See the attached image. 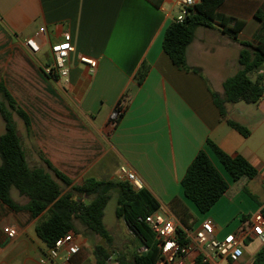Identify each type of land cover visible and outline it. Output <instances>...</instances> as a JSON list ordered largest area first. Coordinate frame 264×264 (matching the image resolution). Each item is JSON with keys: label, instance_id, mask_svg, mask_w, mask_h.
I'll use <instances>...</instances> for the list:
<instances>
[{"label": "crops", "instance_id": "crops-1", "mask_svg": "<svg viewBox=\"0 0 264 264\" xmlns=\"http://www.w3.org/2000/svg\"><path fill=\"white\" fill-rule=\"evenodd\" d=\"M259 8L264 9V0H223L217 12L244 21V26L236 40L218 26L197 28L185 53L195 73L176 68L161 46L164 30L178 12L177 0H0V83L29 118L28 131L24 127L18 133L16 128L28 166L42 168L55 179L47 160L70 179L69 186L60 184L64 194L86 178L120 181L118 167L125 165L179 228L193 230L209 219L214 236L221 239L242 227L264 206V94L256 103L224 104L226 118L249 131L244 137L220 118L211 93L222 97V82L239 70L240 43L256 44ZM66 32L74 50L67 59L68 81L63 82L46 77L42 67L51 61L50 44ZM30 37L40 45L35 54L25 46ZM80 55L97 61L93 72L78 61ZM142 62L149 70L139 84L135 75ZM260 72L264 84V70ZM118 104L122 113L111 123L109 116ZM207 140L230 156L244 157L256 175L230 180ZM200 150L228 183L204 214L184 197L180 184ZM13 194L16 203H26L25 197ZM45 214L33 217L0 201V264H96L95 246L108 253L104 264H118V258L131 260L146 250L121 218L107 226L103 213L109 240L75 221L79 252L67 263L62 257L49 261L47 247L35 233ZM5 227L15 229L13 238L3 232ZM254 241L257 249L245 245L237 262L210 257L208 264H250L264 245L255 238L249 242ZM199 257L192 253L186 262L200 264Z\"/></svg>", "mask_w": 264, "mask_h": 264}, {"label": "trees", "instance_id": "trees-1", "mask_svg": "<svg viewBox=\"0 0 264 264\" xmlns=\"http://www.w3.org/2000/svg\"><path fill=\"white\" fill-rule=\"evenodd\" d=\"M223 0H199L188 8L181 22L173 20L164 30L162 50L176 68L183 71H193L186 64V48L191 43L197 28H214L218 26L223 34L232 39L237 38L244 26V21L217 12ZM255 18L260 21V29L254 36V42L242 41L238 55L239 70L222 82L223 96L211 93L212 101L220 118L227 125L246 137L249 131L242 125L226 118L225 103H256L264 94L262 73L256 68L264 66V9L255 11ZM149 66L142 62L136 72V81L141 83ZM255 78L251 79L250 75ZM0 118L4 132L0 135V201L14 211L27 210L33 217L45 212V217L35 226V233L46 247H50L56 239L68 232L76 233L74 222L78 221L85 229L109 240L102 218L105 206L109 200V192L117 190V205L115 215L121 218L127 228L134 234L146 250L141 255H135L131 260L118 258V264H156L159 250L153 233L144 222V217L158 211L159 203L145 188L134 191L126 181H96L86 178L79 185H72L68 192L61 194V186H69L71 181L63 173L44 160L46 168H30L26 162L20 145L15 122V113L23 122L26 131L30 122L27 114L16 104L11 95L0 83ZM121 104H118V106ZM117 106V107H118ZM208 146L213 151L224 171L233 182L245 177L252 179L256 169L241 155L230 156L219 149L211 140ZM183 195L191 201L197 210L204 214L227 191L228 183L212 164L204 150L196 153L187 166L180 181ZM15 190L19 196L26 198V203H16L10 191ZM89 198L85 202L82 199ZM260 213L264 216V206ZM251 239L245 241V245ZM96 264H104L108 253L101 246L93 249ZM250 264H264V245L254 254Z\"/></svg>", "mask_w": 264, "mask_h": 264}, {"label": "built area", "instance_id": "built-area-1", "mask_svg": "<svg viewBox=\"0 0 264 264\" xmlns=\"http://www.w3.org/2000/svg\"><path fill=\"white\" fill-rule=\"evenodd\" d=\"M197 3V0H177L178 12L174 18L181 22L188 12V8ZM39 34L44 35L45 30L40 29ZM25 46L30 54L39 51L40 45L35 38L25 40ZM74 47L69 33H63L60 41L50 44V58L48 65L42 67V73L52 80L68 81L67 59L73 52ZM78 61L93 72L97 61L89 56L80 55ZM122 105L116 107L109 116V121L114 123L122 113ZM118 179L126 181L134 191L143 188V183L136 174L121 165L118 167ZM144 222L151 230L156 240V247L159 256L156 264H189L186 257L192 253L200 255V264H208L210 257L217 260H226L229 263L237 262L243 255L245 241L257 239L264 243V216L259 212L249 217L245 224L236 231L224 235L221 239L214 236V226L209 220H203L193 230L189 228H179L176 223L164 216L159 210L154 211L144 217ZM3 232L8 238H13L15 229L5 227ZM80 245L73 232H68L55 240L46 249V258L55 261L62 257V261L67 263L71 256L78 253Z\"/></svg>", "mask_w": 264, "mask_h": 264}, {"label": "rangeland", "instance_id": "rangeland-1", "mask_svg": "<svg viewBox=\"0 0 264 264\" xmlns=\"http://www.w3.org/2000/svg\"><path fill=\"white\" fill-rule=\"evenodd\" d=\"M14 120L16 123V128H17L18 133H19V131H22L24 129V126L22 124V121L19 118H17L16 116H14ZM1 125H3L2 122H1ZM13 191H15V190H13ZM13 191L11 193L12 194L11 196H14L13 193H17V192H13ZM117 197H118V193H117L116 189H113L109 192V200H108L107 205L105 207L104 218H103L104 223L107 226L114 224L118 220V218L115 215V208L117 205ZM82 200L87 202V201H89V198H85ZM258 244H259L258 241L249 242L248 243L249 250L257 249ZM130 245H131V243H130Z\"/></svg>", "mask_w": 264, "mask_h": 264}, {"label": "water", "instance_id": "water-1", "mask_svg": "<svg viewBox=\"0 0 264 264\" xmlns=\"http://www.w3.org/2000/svg\"><path fill=\"white\" fill-rule=\"evenodd\" d=\"M257 71H261V70H264V66H259L258 68H256Z\"/></svg>", "mask_w": 264, "mask_h": 264}]
</instances>
